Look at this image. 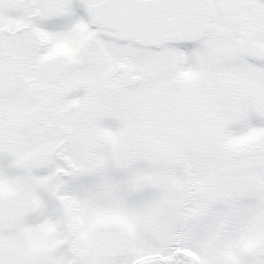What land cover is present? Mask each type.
<instances>
[{"label": "snow or ice", "instance_id": "1", "mask_svg": "<svg viewBox=\"0 0 264 264\" xmlns=\"http://www.w3.org/2000/svg\"><path fill=\"white\" fill-rule=\"evenodd\" d=\"M0 264H264V0H0Z\"/></svg>", "mask_w": 264, "mask_h": 264}]
</instances>
